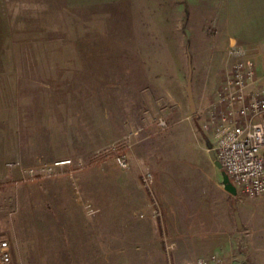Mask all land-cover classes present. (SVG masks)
<instances>
[{"label": "rangeland", "instance_id": "obj_1", "mask_svg": "<svg viewBox=\"0 0 264 264\" xmlns=\"http://www.w3.org/2000/svg\"><path fill=\"white\" fill-rule=\"evenodd\" d=\"M21 1L36 3L43 13L30 15L38 24H21L26 16L13 15L17 37L67 44L51 48L55 85L65 82L73 97L86 89L96 94L87 105L73 100L59 114L76 128L81 120L96 124L103 143L75 159L19 160L14 149L0 156V239L10 243L11 264H192L209 254L228 264H264L256 253L257 236H264V214L256 206L264 193L236 198L224 189L202 126L216 77L225 76L231 61L214 24L197 31L205 41L196 47L186 30L187 12H176L175 0H167L162 18H145L130 0L94 6ZM12 2L9 9L17 7ZM161 21L171 27L161 31ZM111 39H137L139 46L130 48L135 58H125L127 47L90 46ZM180 40L182 47L175 44ZM108 66L113 79L93 88L96 67L111 74ZM208 85L211 95L203 98ZM2 107L0 96V140L16 130L13 110L7 120ZM4 146L0 142V151ZM118 155L125 167L116 163Z\"/></svg>", "mask_w": 264, "mask_h": 264}, {"label": "crops", "instance_id": "obj_2", "mask_svg": "<svg viewBox=\"0 0 264 264\" xmlns=\"http://www.w3.org/2000/svg\"><path fill=\"white\" fill-rule=\"evenodd\" d=\"M72 1L64 0V3L71 6ZM118 1L120 0H75V4L78 3L80 6L109 5ZM163 1L130 0V7L131 9H140V12L145 14V18L156 13L162 18L163 15H166L168 6L167 0ZM175 1L176 12H183L184 9L187 12L186 30L191 33L189 39L192 46L197 47L205 41L204 38H199L200 35L197 31L213 23L217 32L221 33L222 41L219 44H222L223 48L234 42L241 45L254 60L258 71H263L259 62L264 58V0ZM9 2L11 4L12 0H0V96L1 105H3L2 115L5 114L6 119L11 120L8 109L13 110L16 130L10 132L13 135L11 138L0 140L2 143L5 142L0 156L4 153L12 155V149H14V156L19 160L33 156L47 157L49 160L88 157L90 153L102 146L103 131L96 124L86 120H81L76 128L72 120H64L62 114L59 113L66 104H70L73 100H81V103L87 105L92 101L91 96L95 93L86 89L83 97H73L71 88H68L65 82L63 86L55 85L57 76L53 64L56 62V58L51 48L66 47V42L63 41L61 44L62 42L59 40L56 42V39L17 37L14 30H18V22L13 19V15L26 16L21 18L22 20L19 22L21 24H38L39 21H35L30 15L38 16L43 12L33 2L21 3V0H15L12 3L17 7L11 5V9L8 8ZM28 15L29 17H27ZM146 24L142 25L144 30H147ZM158 24H160L161 31H166L171 27L166 21H161ZM42 29L44 30V27ZM48 29L51 30V27L47 26L46 30ZM164 39L168 40V38H162V40ZM136 40L95 41V44L90 46L127 47L129 49L125 51V58L128 59L136 56L135 51L130 49L139 46ZM149 40L152 44L154 39L149 38ZM183 40L175 44L182 47ZM36 47L42 48L36 49ZM117 55H119L118 49ZM106 68L110 73L114 71L112 70L114 67ZM96 69H98L97 85L93 88L98 89L104 79L109 77L113 79L114 73L107 74L99 67ZM219 75L215 81H220L216 82L217 85L213 89L212 95L208 85L202 91L203 98L209 95L212 99L215 98L216 89L223 79V75L222 77ZM54 112L55 115H53ZM43 113H46V116L41 119ZM75 133L78 137L75 136ZM256 207L257 212L264 214V195L257 201ZM257 244L261 249L257 250V255H264V236L261 240L257 236Z\"/></svg>", "mask_w": 264, "mask_h": 264}, {"label": "built area", "instance_id": "obj_3", "mask_svg": "<svg viewBox=\"0 0 264 264\" xmlns=\"http://www.w3.org/2000/svg\"><path fill=\"white\" fill-rule=\"evenodd\" d=\"M227 53L229 68L207 106L202 126L212 139L215 159L235 187L233 196L251 199L264 193V71H258L241 45L230 43ZM115 161L120 167L127 164L123 155ZM11 258L10 243L0 239V264H11ZM192 264L228 263L209 254Z\"/></svg>", "mask_w": 264, "mask_h": 264}, {"label": "water", "instance_id": "obj_4", "mask_svg": "<svg viewBox=\"0 0 264 264\" xmlns=\"http://www.w3.org/2000/svg\"><path fill=\"white\" fill-rule=\"evenodd\" d=\"M186 92H187L190 111L192 113H194L195 112V105H194V100H193V96H192L190 77L187 79ZM212 155H213V158L215 159V155L213 152H212ZM215 164L217 165V167L221 168L220 163L216 159H215ZM222 184H223L224 189L227 192H229L232 195L236 194V190H235L234 185L232 184L228 175L224 171H222Z\"/></svg>", "mask_w": 264, "mask_h": 264}]
</instances>
